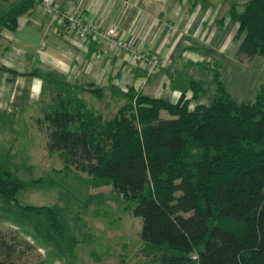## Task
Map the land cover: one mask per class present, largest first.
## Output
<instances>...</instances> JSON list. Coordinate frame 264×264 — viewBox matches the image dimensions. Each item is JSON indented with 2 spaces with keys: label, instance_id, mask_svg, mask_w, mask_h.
<instances>
[{
  "label": "trees",
  "instance_id": "obj_1",
  "mask_svg": "<svg viewBox=\"0 0 264 264\" xmlns=\"http://www.w3.org/2000/svg\"><path fill=\"white\" fill-rule=\"evenodd\" d=\"M6 1L0 0V32L15 30L41 0ZM229 16L238 23L237 58H264V0H245L242 9L230 1ZM202 66L212 73L216 93L210 105L193 109L203 90L190 78L182 79V95L172 103L134 87L95 88L30 72L52 95L39 120L47 122V151L63 157L66 171L75 164L88 174V186H111L128 202L125 209L143 220L142 250L152 263L264 264V85L253 101L239 102L218 64ZM85 93L124 103L106 118ZM162 110L172 117L162 118ZM43 182L20 178L9 155L0 154V208L28 222L36 247L46 250L42 264H52L74 250L77 239L57 206L19 201L21 190Z\"/></svg>",
  "mask_w": 264,
  "mask_h": 264
},
{
  "label": "crops",
  "instance_id": "obj_2",
  "mask_svg": "<svg viewBox=\"0 0 264 264\" xmlns=\"http://www.w3.org/2000/svg\"><path fill=\"white\" fill-rule=\"evenodd\" d=\"M44 1L21 15L15 30L0 32V116L6 117L0 121L6 120L10 128L22 116L33 121L37 108L43 114L51 102L43 96L44 82L29 74L35 70L95 88L134 87L172 103L182 95V79L190 78L203 90L192 100L193 109L210 105L216 93L213 75L202 65L220 66L225 87L237 101L225 79L227 71L239 67L246 79L254 67L264 68L261 56L237 58L241 39H235L238 23L229 16L230 0H49L62 11L77 10L86 21L115 27L137 55L109 50L93 39L81 40L45 8ZM153 55L154 66L148 63ZM186 94L192 97L193 92ZM160 116L172 117L166 110Z\"/></svg>",
  "mask_w": 264,
  "mask_h": 264
},
{
  "label": "rangeland",
  "instance_id": "obj_3",
  "mask_svg": "<svg viewBox=\"0 0 264 264\" xmlns=\"http://www.w3.org/2000/svg\"><path fill=\"white\" fill-rule=\"evenodd\" d=\"M230 1L237 2L240 9L245 2ZM254 68L255 72L246 77L247 81L240 76L239 67L226 73L227 84L239 101H253L258 89L264 85V68ZM43 96L47 102L52 97L49 91ZM85 98L90 107L102 112L106 118L115 116L124 103V99L116 101L109 96L98 99L86 94ZM38 110L39 107L33 121H24L22 116V121L12 122L11 128L6 120L0 121V154L9 155L12 168L20 178L44 180L40 185L21 190L17 195L19 201L57 206L69 231L77 239L75 249L66 252L64 257H56L52 264H155L142 250L143 220L125 209L128 202L111 186H88V174L75 164L70 165L71 172L66 171L63 157L48 153L47 122H36V117L44 120L45 116ZM3 204L0 200V206ZM29 228L28 222L19 220L16 213L0 208V262L42 264L47 258L46 250L36 247ZM9 246L11 250H8Z\"/></svg>",
  "mask_w": 264,
  "mask_h": 264
},
{
  "label": "built area",
  "instance_id": "obj_4",
  "mask_svg": "<svg viewBox=\"0 0 264 264\" xmlns=\"http://www.w3.org/2000/svg\"><path fill=\"white\" fill-rule=\"evenodd\" d=\"M44 6L56 16L58 21L68 31L73 32L81 40L93 39L96 43L103 44L109 50L128 51L132 55H137L138 51L129 42L120 37L115 27L104 28L100 24L86 21L77 10L62 11L49 0L44 1ZM148 63L152 66L156 65L157 57L154 55L149 57Z\"/></svg>",
  "mask_w": 264,
  "mask_h": 264
}]
</instances>
